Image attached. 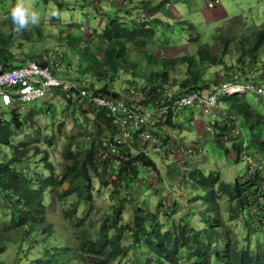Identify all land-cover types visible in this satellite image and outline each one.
<instances>
[{"label":"rangeland","instance_id":"1","mask_svg":"<svg viewBox=\"0 0 264 264\" xmlns=\"http://www.w3.org/2000/svg\"><path fill=\"white\" fill-rule=\"evenodd\" d=\"M186 1L0 0L1 33L8 32L14 12L23 13L28 21L27 36L4 47L8 63H20L38 53L41 62L49 60L45 59L48 56L71 62V72L79 75L80 69H85L81 64L92 63L91 56L85 55L88 46L95 58L94 68L89 69V87L93 83L97 88L107 84L105 97L122 99L127 107L116 114H110V105L103 108L117 125L113 138V130L106 127L104 139L96 135L98 110L88 105L85 97L66 100L61 91H52L45 101L21 104L17 110L20 126L13 129L11 143L30 151L22 161L11 165L30 177L35 187L38 179L52 177L43 193V203L46 220L53 224L54 232L47 235L39 226H16L0 190V264H50L40 257L44 245L76 249L84 238L96 239L102 232L111 252L104 264H169L158 261L146 236L135 230L136 212L140 210L156 216L144 220L149 231L159 226L162 231L178 232L183 224L205 228L202 232L212 249L211 264H222L214 250L223 249L221 237L226 229L239 247H264V154L247 150L252 129L245 126L234 108L222 97L209 101L214 87L211 83L218 81L221 73L229 79L224 74L227 72L231 76L229 95L237 96L239 102H247L250 109L264 116V100L255 97L262 85L252 73V68L264 62V40L254 58L245 52L255 30L264 28V0H214L216 4L205 0V7L200 0V6L193 10ZM182 7L188 12L185 20L177 16ZM216 9L227 13L209 24L205 16L199 21L195 18L200 10H211L217 16ZM110 18L128 28L147 23L153 30L150 36L138 33L135 40L128 39L124 57H116V50L112 51L115 39L103 34ZM185 54L203 59L204 77L211 80L208 88H182L193 68L189 70L187 59H180ZM163 69L167 71L166 79L160 83L156 76L151 84L150 72ZM151 88L153 95L160 97L156 102L147 99ZM194 92H199L201 98L181 108L175 105L177 98ZM13 114L17 115L11 107L0 105L1 117L8 120ZM147 133L152 136L149 142L145 140ZM261 136L264 143V124ZM93 146L97 171L88 165L91 183H84L83 175L77 174L79 161ZM45 153L53 165L52 172L42 162ZM139 154L150 158L154 166H144L136 159ZM11 156V147L0 145V163ZM133 162L139 172L129 175L127 170ZM192 170L206 175L218 173L219 183L229 185L236 178L242 183L251 178L243 189L244 196L252 193L248 201L253 200V206L239 209L237 205L236 209V201L228 200L226 189L217 200L225 228H214L218 233L211 231L205 221L214 213L208 210L204 188L195 185ZM24 228L29 232L22 236ZM179 254L184 264H190L185 247L179 249ZM99 259L100 255L92 253L87 260L72 261L99 264Z\"/></svg>","mask_w":264,"mask_h":264},{"label":"trees","instance_id":"2","mask_svg":"<svg viewBox=\"0 0 264 264\" xmlns=\"http://www.w3.org/2000/svg\"><path fill=\"white\" fill-rule=\"evenodd\" d=\"M211 1L214 0H207V2ZM154 7L149 8L154 9ZM156 8H158V6ZM26 19L27 18H25L23 13L14 12L9 19L8 32H0L1 62H9L4 51V47H7L14 43L20 36H27L28 21ZM146 24L147 23H145L144 25L139 24L138 27L128 28L122 26L121 22H119L116 18H110L103 34L106 38L115 39L116 46L112 47V51L116 50V52H114L116 57H120L119 55H122V57H124L123 55L126 52V41H128V39L135 40L138 33L146 35L149 34L148 36L151 35L153 27L146 26ZM263 40L264 28L259 27L255 30L254 36L252 40H250V44L248 45L247 49H245V52L249 51L251 57L254 58L257 50L261 47L260 45L263 43ZM139 41L140 43L144 42L143 39H140ZM92 53L93 52L87 46L85 55L91 56L92 63L88 61L86 66H82L81 64V67H84L85 70L89 72V79V69L94 68L93 61H95ZM27 58H34L41 61L38 53L29 55ZM180 59H187L188 66L190 67L189 70H191V67H193L192 75H188L184 78L185 80L184 82H182V88H208L211 80L204 77L205 73H203L201 69L202 58L198 57V55L196 56L185 54L180 56ZM70 63L71 62H69L68 64ZM150 73L152 74V77L150 76V82L151 84H153L156 80L158 82L160 81V83L162 80H165L167 71L163 69ZM224 74L226 76H229V79H226L227 77H225L221 73L219 80L211 83L212 85H210V87H213V85L219 82L231 79V76L227 72ZM156 76L158 77V79L154 80L153 78H155ZM90 91L95 94L105 95L107 94L106 92L108 91V87L107 84H104L103 87L97 88L93 83L92 85H90ZM147 99L150 101L154 100L156 102L160 99V97L157 94L153 95V90L151 88L149 97ZM222 100H224L226 104H229L237 111V113L241 116L243 122L245 123V126H248L250 127V129H252L251 134L249 131V143L245 145L247 150H251L254 153L257 152L263 156L264 143L261 136V125L264 124V116L250 109V106L247 102H239L237 96L224 95L222 97ZM18 119V116L13 114L10 120L0 126V144L9 146L12 149V156L10 157V159L6 162L0 163V190L4 195L8 208L11 210V220L16 226L22 227L29 225V227L36 228H38L39 226L43 231L47 233V235H51L54 232V226L51 222H47L46 220V207L43 203V193L52 183V177L50 176L45 179H38V183L36 185L37 187H35L34 184L31 183L30 177H28L23 171H20L11 165L12 162L22 161L25 154L30 151V149L28 148L19 149L17 146L11 143L13 129L20 126ZM116 126L117 125L112 121V118L108 117L106 113H104L103 111H97L96 135H98V137L104 139L107 138V127L113 130L111 132V136L113 138V132L115 131V128H117ZM35 149L38 151L37 148ZM71 156L72 155H70V157ZM84 156V160L79 161L80 168L79 170H77V174L83 175L82 179L84 183H86V181H89V183H91V178L89 176L87 166L89 165L91 167L92 165L95 171H97V166L95 163V146L87 150ZM136 159H139L144 166H154V163L151 161V159L143 154H139ZM136 159H132V161L136 162ZM42 162L45 166V169H47L49 172L53 171V165L48 161L47 153H45L42 157ZM134 162L130 166V170H127V174L129 175L130 173L136 174L139 172L138 166L135 165ZM124 169L127 168L124 167ZM191 173L194 176L193 179H195V185L198 184L200 187L204 188V199L208 204L209 212L214 213V215L206 217L205 221L207 223V227L211 231L218 233V229L214 228L219 226H222V229L225 228V224L219 216V206L217 200L219 198V194L221 192L225 193L226 189L228 200L236 201V209H238L237 205L239 206V209L243 207L250 208L251 206H253L251 204L253 200L248 201L251 198L252 193L244 196L243 189L245 184L248 183L251 178L246 179L244 183L236 178L235 183L233 185H229L226 183H219L218 173L210 172L206 175L203 171L199 172L198 170H192ZM218 183L219 187L216 188L215 186ZM248 209L246 210L247 212ZM146 218H151L154 220L156 219V216L155 214H147L142 210L137 211L134 224L136 228H133H135V230H137L138 228V231L146 236L148 243L154 251L158 261H166L169 264H184L181 261L179 249L181 247H185L187 249L186 257L189 260L190 264L212 263V249L208 245L209 242L204 237L202 232L205 230V228H196L193 225L187 226L183 224L179 227L178 232L171 230L162 231L159 226H153L149 231L144 225V220ZM28 230L29 228H24L22 236L26 235V233L29 232ZM223 233L224 234L222 235V237L218 236L222 238V242L224 244L223 249L221 251L214 250V252L217 254V258L219 259V261H221L222 264H264V247L258 248L256 250H252L251 248L249 249L245 247H239L237 239L232 238L228 235V229H226V231ZM81 242L82 243H79V245H77L79 246V248L76 249L72 248L69 245H54L51 247H47L46 245H44V251L42 254H40V257L46 258L48 263L50 264H75L72 261L73 258L79 260H87L92 253H94L96 257L100 255V259L98 260L99 264H104L105 262H107V260L110 259L111 252L108 250L110 243L103 232L96 239L84 238V240H81ZM87 252L89 254H85Z\"/></svg>","mask_w":264,"mask_h":264},{"label":"built area","instance_id":"3","mask_svg":"<svg viewBox=\"0 0 264 264\" xmlns=\"http://www.w3.org/2000/svg\"><path fill=\"white\" fill-rule=\"evenodd\" d=\"M213 1L209 4H216ZM47 61L42 62L34 58H26L20 63H3L0 61V105L9 106L12 111L18 113V108L21 104L44 100L46 96L52 91L65 96V98L83 99L88 105L93 106L98 111H103V108L110 105V114H116L115 111L124 108L126 104L122 99H109L105 95L95 94L90 91L89 87V72L85 69H80V74L75 75L71 72V64L66 63L61 58L45 57ZM84 70V71H83ZM252 73L255 79L260 80L262 87H258L255 97L260 101L264 100V62L260 63V67L252 68ZM238 74H234L237 79ZM235 79V80H236ZM230 80L219 82L211 89L209 98L210 103L212 100H217L224 95H229L231 90ZM87 83V84H86ZM248 91V85L245 76V93ZM201 98L199 92L183 95L180 99L175 100L177 107H183L186 104ZM180 104H183L182 106ZM112 116V115H111ZM6 119L0 116V125ZM147 142L152 140L151 134L147 133ZM146 154V152L143 150ZM253 164L259 166L256 161L252 160Z\"/></svg>","mask_w":264,"mask_h":264},{"label":"crops","instance_id":"4","mask_svg":"<svg viewBox=\"0 0 264 264\" xmlns=\"http://www.w3.org/2000/svg\"><path fill=\"white\" fill-rule=\"evenodd\" d=\"M186 4H187V6H189V8H190V10H193V8L195 7H197V5H199L200 6V0H187L186 1ZM205 0H201V6L202 7H205ZM182 11H179V10H177V16L179 17V18H184L183 20H185V18H186V16L188 17V12H187V10L184 8V7H182V8H180ZM180 12V13H179ZM197 12H195V14H196ZM215 13L217 14V16H214L213 14H211V10H200L199 11V16H196L195 18H196V20L197 21H199L200 19H203V17L205 16L207 19H205L208 23H206V24H209V23H211V21L213 20V19H215V18H217L220 14V18H222L223 16H225L226 15V13L224 12V11H222V10H220V9H216L215 10ZM179 14V15H178ZM194 15V14H193ZM192 15V16H193ZM191 16V17H192ZM188 21H190V20H188ZM187 21V22H188ZM179 47V46H178ZM201 113V112H200ZM202 124H203V121H202Z\"/></svg>","mask_w":264,"mask_h":264},{"label":"clouds","instance_id":"5","mask_svg":"<svg viewBox=\"0 0 264 264\" xmlns=\"http://www.w3.org/2000/svg\"><path fill=\"white\" fill-rule=\"evenodd\" d=\"M206 2H207V0H206ZM211 2H213V1H211ZM211 2H207V3H211ZM43 101H45V99H44ZM12 112H13V111H12ZM17 116H18V118H20V117H19L20 115L17 114ZM10 118H11V117H10ZM8 120H10V119H8ZM8 120H5L3 124H5V122H7ZM0 145H3V144H0Z\"/></svg>","mask_w":264,"mask_h":264},{"label":"bare ground","instance_id":"6","mask_svg":"<svg viewBox=\"0 0 264 264\" xmlns=\"http://www.w3.org/2000/svg\"><path fill=\"white\" fill-rule=\"evenodd\" d=\"M73 99V98H72Z\"/></svg>","mask_w":264,"mask_h":264}]
</instances>
